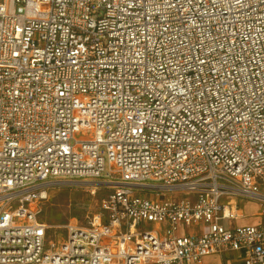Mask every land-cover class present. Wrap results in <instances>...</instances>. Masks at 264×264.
Here are the masks:
<instances>
[{
    "label": "built area",
    "instance_id": "2783aa9c",
    "mask_svg": "<svg viewBox=\"0 0 264 264\" xmlns=\"http://www.w3.org/2000/svg\"><path fill=\"white\" fill-rule=\"evenodd\" d=\"M71 181L110 191L61 233ZM233 251L264 264V0H0V264Z\"/></svg>",
    "mask_w": 264,
    "mask_h": 264
},
{
    "label": "rangeland",
    "instance_id": "374dc122",
    "mask_svg": "<svg viewBox=\"0 0 264 264\" xmlns=\"http://www.w3.org/2000/svg\"><path fill=\"white\" fill-rule=\"evenodd\" d=\"M108 191L110 188L95 182H51L47 187V198L41 204L39 219L50 224L58 232L66 233V225L70 221L87 224L99 211L100 200ZM253 206L248 202L246 212L251 213L253 208H257ZM245 220L250 222L253 218L248 217ZM190 231L193 232L191 229ZM190 231L184 228V233Z\"/></svg>",
    "mask_w": 264,
    "mask_h": 264
},
{
    "label": "crops",
    "instance_id": "0c3cea01",
    "mask_svg": "<svg viewBox=\"0 0 264 264\" xmlns=\"http://www.w3.org/2000/svg\"><path fill=\"white\" fill-rule=\"evenodd\" d=\"M248 202L252 203L254 205L253 207H257V208H253V210L254 209L255 210L254 211L252 210L251 213L246 212V205L248 204ZM244 205H245L246 215L253 218V220L250 222L246 220L243 221L244 223H256L262 219L261 217L253 216V213H257L260 210V205L258 203L254 201H246L244 202ZM241 257L242 254L238 251L211 254L205 257L203 264H240Z\"/></svg>",
    "mask_w": 264,
    "mask_h": 264
}]
</instances>
